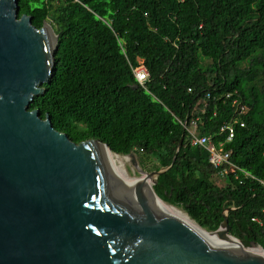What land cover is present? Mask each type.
I'll list each match as a JSON object with an SVG mask.
<instances>
[{
  "label": "trees",
  "instance_id": "trees-1",
  "mask_svg": "<svg viewBox=\"0 0 264 264\" xmlns=\"http://www.w3.org/2000/svg\"><path fill=\"white\" fill-rule=\"evenodd\" d=\"M58 36L55 74L30 110L76 144L136 155L166 204L202 229L264 249V186L241 171L221 185L209 152L182 126L223 144L230 162L264 180V0H18ZM145 66V88L133 70ZM192 90V92H189ZM235 101L237 104H235ZM234 138L221 128L238 118ZM181 145V146H180ZM258 219L259 222H254Z\"/></svg>",
  "mask_w": 264,
  "mask_h": 264
},
{
  "label": "water",
  "instance_id": "water-1",
  "mask_svg": "<svg viewBox=\"0 0 264 264\" xmlns=\"http://www.w3.org/2000/svg\"><path fill=\"white\" fill-rule=\"evenodd\" d=\"M19 13L18 0H0V264H264L259 244L229 235L227 214L209 233L158 202L166 170L130 155L134 184L107 145L76 144L30 110L55 74L58 36ZM212 234L242 249L222 250Z\"/></svg>",
  "mask_w": 264,
  "mask_h": 264
},
{
  "label": "built area",
  "instance_id": "built-area-1",
  "mask_svg": "<svg viewBox=\"0 0 264 264\" xmlns=\"http://www.w3.org/2000/svg\"><path fill=\"white\" fill-rule=\"evenodd\" d=\"M134 77L138 84L145 88V84L148 82L150 74L145 66H140L139 68L132 69ZM192 92V90H189ZM235 104L237 102L235 101ZM237 114L238 118H233L228 124L224 125L221 128V132H229L228 141H231L234 138V125H240L244 127V123L239 121V117L244 114L245 107L242 105H238ZM182 126L188 131L191 136V144L194 147H203L209 152V162L215 169L218 170V177L224 179L229 172L241 171L246 177L253 178L257 180L262 186H264V180H259L249 175L248 173L240 170L237 166L230 162L231 154L224 150L223 144L217 146L213 143L211 137H204L198 134V120H194L191 123V128H187L185 123H181ZM264 214V209L262 210ZM226 214V213H225ZM254 222H259L258 219H254Z\"/></svg>",
  "mask_w": 264,
  "mask_h": 264
},
{
  "label": "bare ground",
  "instance_id": "bare-ground-1",
  "mask_svg": "<svg viewBox=\"0 0 264 264\" xmlns=\"http://www.w3.org/2000/svg\"><path fill=\"white\" fill-rule=\"evenodd\" d=\"M101 150L104 151L105 153H107L115 167V169L117 170L118 174H120L121 176H123L124 178H126L127 180H129L130 182L136 184L137 183V179L136 178H132L130 179L126 170H125V164H124V161H126V159H123L121 158L120 156H116V155H113L106 147L102 146L101 147ZM128 170V169H127ZM160 202L161 204H163L165 207L169 208L170 210L176 212L177 214L183 216L184 218L190 220L188 218V216L182 212L181 210L177 209V208H174L164 202H161V201H158ZM191 221V220H190ZM213 240H214V244L216 245V247L222 249V250H225L227 252H230V253H237L239 252V250H241L242 248L236 243V241H233V239L231 241H222L220 240L216 235H213ZM234 242V243H233ZM241 248V249H240ZM258 252H260L261 254H264L262 252V250L260 249H254Z\"/></svg>",
  "mask_w": 264,
  "mask_h": 264
},
{
  "label": "rangeland",
  "instance_id": "rangeland-1",
  "mask_svg": "<svg viewBox=\"0 0 264 264\" xmlns=\"http://www.w3.org/2000/svg\"><path fill=\"white\" fill-rule=\"evenodd\" d=\"M134 156L136 157V160H137V156L134 154ZM121 157V156H120ZM123 159H126V161H124V164H125V170L129 176L130 179L132 178H136L138 179L141 175H139L137 173V170L135 169V167L132 165V158L131 156H126V157H121ZM138 162V161H137ZM139 165V163H138ZM139 167H141L139 165ZM128 169V170H127ZM221 181H222V178H214V182L221 185ZM182 211V210H181ZM183 212V211H182ZM213 235V234H212ZM240 251V250H239Z\"/></svg>",
  "mask_w": 264,
  "mask_h": 264
}]
</instances>
